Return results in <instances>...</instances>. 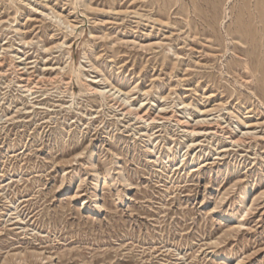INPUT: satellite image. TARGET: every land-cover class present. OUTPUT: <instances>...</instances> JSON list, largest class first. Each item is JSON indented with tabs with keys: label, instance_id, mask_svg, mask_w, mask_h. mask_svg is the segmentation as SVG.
<instances>
[{
	"label": "rangeland",
	"instance_id": "obj_1",
	"mask_svg": "<svg viewBox=\"0 0 264 264\" xmlns=\"http://www.w3.org/2000/svg\"><path fill=\"white\" fill-rule=\"evenodd\" d=\"M0 264H264V0H0Z\"/></svg>",
	"mask_w": 264,
	"mask_h": 264
}]
</instances>
